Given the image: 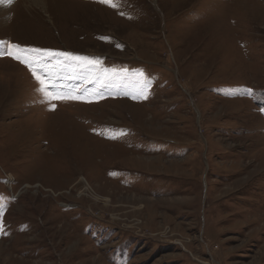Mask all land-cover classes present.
I'll return each mask as SVG.
<instances>
[{"label":"rangeland","instance_id":"obj_1","mask_svg":"<svg viewBox=\"0 0 264 264\" xmlns=\"http://www.w3.org/2000/svg\"><path fill=\"white\" fill-rule=\"evenodd\" d=\"M116 2L0 9V264H264V0Z\"/></svg>","mask_w":264,"mask_h":264},{"label":"snow or ice","instance_id":"obj_2","mask_svg":"<svg viewBox=\"0 0 264 264\" xmlns=\"http://www.w3.org/2000/svg\"><path fill=\"white\" fill-rule=\"evenodd\" d=\"M0 2H6L11 3L12 0H0ZM99 3L108 4L109 6L115 8L118 6L116 0H98ZM123 14V13H122ZM13 48L19 49L20 52L24 53H33L35 55L32 56H21L19 54H14L12 52H6V53H0V56H10L12 59L17 60L19 63L23 64L25 67L28 68V70L31 72L33 78L37 81L39 84V87L37 88V91L42 93L45 97V100L51 105L50 110H55L56 105L52 103L54 99H60V100H80L81 97L78 96H64L60 95L59 93H51L50 87H54L49 81H46L38 71V68H40L42 64V60L44 57L48 56H62L65 59L79 61L84 66H87L89 64H98L99 61L96 59H92L89 57H82V56H75L72 53L68 52H53L50 50L40 49V48H30V49H22L20 45H12ZM264 111V109H262ZM0 227H2V221H0Z\"/></svg>","mask_w":264,"mask_h":264},{"label":"bare ground","instance_id":"obj_3","mask_svg":"<svg viewBox=\"0 0 264 264\" xmlns=\"http://www.w3.org/2000/svg\"><path fill=\"white\" fill-rule=\"evenodd\" d=\"M43 2V0H32V3L35 5H40ZM9 3L6 2H0V9L7 6Z\"/></svg>","mask_w":264,"mask_h":264}]
</instances>
